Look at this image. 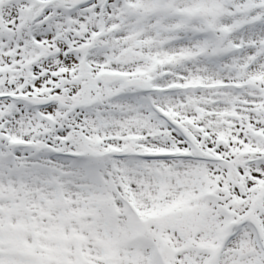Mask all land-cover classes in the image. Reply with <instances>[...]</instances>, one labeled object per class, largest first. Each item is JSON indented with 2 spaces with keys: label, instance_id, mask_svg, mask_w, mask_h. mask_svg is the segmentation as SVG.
Wrapping results in <instances>:
<instances>
[{
  "label": "snow or ice",
  "instance_id": "snow-or-ice-1",
  "mask_svg": "<svg viewBox=\"0 0 264 264\" xmlns=\"http://www.w3.org/2000/svg\"><path fill=\"white\" fill-rule=\"evenodd\" d=\"M0 264H264V0H0Z\"/></svg>",
  "mask_w": 264,
  "mask_h": 264
}]
</instances>
